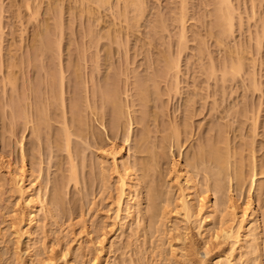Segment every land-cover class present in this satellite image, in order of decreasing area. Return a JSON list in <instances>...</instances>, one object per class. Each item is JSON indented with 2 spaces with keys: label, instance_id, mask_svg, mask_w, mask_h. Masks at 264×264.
Returning a JSON list of instances; mask_svg holds the SVG:
<instances>
[{
  "label": "rangeland",
  "instance_id": "374dc122",
  "mask_svg": "<svg viewBox=\"0 0 264 264\" xmlns=\"http://www.w3.org/2000/svg\"><path fill=\"white\" fill-rule=\"evenodd\" d=\"M102 1L0 0V264H40L51 249L55 258L68 253V264H192L188 254L205 255L196 233L205 214L196 207V218L187 224L183 212L176 213L178 194L171 172L175 162L195 161L204 150L199 170L193 168L201 186L196 192L203 196L212 190L207 195L217 197L221 206L241 205L251 196L260 205L264 235V0H227L230 8L221 0H139V9L130 0ZM220 10L233 20L224 21ZM232 61L243 66L234 65L239 72L234 77ZM225 67L231 69L224 71L227 75ZM113 100L118 101L115 106ZM112 143L131 144L124 146L131 147L129 153L140 165H147L143 172L149 233L140 228L142 221H130L133 201L128 196L119 218L115 216L118 175L107 157ZM213 147L224 155L225 181L219 182L224 185L219 190L212 187ZM23 160L31 173H39L54 212L39 211L35 234L31 240L22 237L19 247L11 224L18 227L24 199L6 166L12 162L20 167ZM73 167L78 184L70 178ZM254 172L258 181L251 190ZM162 196L171 203L166 205L167 216L162 215L167 201ZM225 216L228 224L235 222L233 227L241 219H234L233 213ZM175 232L177 238L186 233V244L176 240ZM101 236L107 243L102 255ZM263 243L261 253L248 248V259L235 254L230 264H264ZM229 247L223 246L222 253L227 255Z\"/></svg>",
  "mask_w": 264,
  "mask_h": 264
},
{
  "label": "bare ground",
  "instance_id": "6f19581e",
  "mask_svg": "<svg viewBox=\"0 0 264 264\" xmlns=\"http://www.w3.org/2000/svg\"><path fill=\"white\" fill-rule=\"evenodd\" d=\"M102 1V0H101ZM104 1V0H103ZM102 1V2H103ZM106 1V0H105ZM104 1V2H105ZM136 1H138L137 3L138 4H135V0H130V2L132 3V6H133V3H134V8L136 7L135 5H137L138 7H139V4L142 2V0H136ZM222 2H220L222 5H223V2L225 3L224 5L226 6L227 5V3L229 4V1H227V0H221ZM108 4H109V1H106ZM105 2V5L107 4ZM127 2V1H126ZM128 2H129V0H128ZM127 2V3H128ZM218 2H219V0H218ZM98 3V2H97ZM126 3V4H127ZM104 4V3H103ZM142 4V3H141ZM129 5V4H128ZM127 5V6H128ZM100 6H102L101 4H100ZM129 6H131V4L129 5ZM142 6V5H141ZM138 7H136L137 9H139ZM221 7H223V6H221ZM220 7V8H221ZM227 7H229L228 5H227ZM141 8V7H140ZM226 8V7H225ZM224 8V9H225ZM230 8V7H229ZM128 9V8H127ZM130 9V8H129ZM223 9V10H224ZM223 10H222V12H221V10H220V15L222 14L223 16H224V21L226 20V22H228L229 23V21H232L233 20V18H232V20H227L225 17H229V15H230V17L232 16L231 15V13L230 12H228V11H225L224 10V13H226L227 14V16H226V14H224L223 13ZM140 11H138V13H139ZM128 13V12H127ZM143 13V12H142ZM229 13V14H228ZM140 15V14H139ZM219 15V14H218ZM222 15H221V17H222ZM216 16H217V14H216ZM219 17V16H218ZM223 18V17H222ZM222 18H220L221 20H222ZM223 22V21H222ZM225 22V23H226ZM59 23V22H58ZM219 23H220V21H219ZM224 23V22H223ZM217 25V24H216ZM220 25V24H219ZM230 25H232V23H230V24H228V28L230 27ZM224 26H226V24H223V29L225 28ZM232 27V26H231ZM228 28H226V30H228ZM264 28V27H263ZM263 28H262V30H263ZM230 29L231 28H229V32H230ZM225 30V29H224ZM260 34H262V33H260ZM259 34V35H260ZM264 34V33H263ZM222 36V35H221ZM257 38H259V37H257ZM264 39V38H263ZM258 43H260V42H258ZM42 50V49H41ZM239 56V55H238ZM243 58V57H242ZM241 59V58H240ZM244 59V58H243ZM243 59H241V61L243 60ZM231 60H233V59H231ZM237 60V59H236ZM239 60V59H238ZM240 61V60H239ZM238 61H236L235 63H237ZM230 63H232V64H230L231 65V69H234L235 70V67H234V65H238V63L237 64H235L234 63V61H232V62H230ZM14 65H15V63H14ZM229 65V66H230ZM169 67H170V64L168 65ZM228 65H226V67H227ZM16 67V66H15ZM226 67L224 68V70H223V72L224 71H226ZM234 67V68H233ZM238 67V69H243L242 67V64H241V66H240V64L237 66ZM236 67V68H237ZM228 69H229V67H227ZM212 69H213V67H212ZM228 69H227V71H228ZM230 69V70H231ZM237 69V70H238ZM228 71V72H231V71ZM232 71V75L231 74H229V75H231V76H233L234 77V75L235 74H239V72L237 73L236 72V70L235 71ZM226 71V73L228 74V72ZM211 72H212V70H211ZM236 72V73H235ZM225 73V72H224ZM224 74V75H227V74ZM233 73H235V74H233ZM224 78H225V76H224ZM14 80H15V78H14ZM224 80V79H223ZM11 81V78L9 79V82ZM16 82H17V78H16V80H15ZM15 83H13V85H14ZM16 85V84H15ZM11 87H15V86H11ZM157 88V87H156ZM117 92V91H116ZM111 93V92H110ZM140 94H143V92L142 93H140ZM111 95V94H110ZM109 95V96H110ZM144 95H145V93H144ZM105 96H106V94H105ZM109 96H107L108 98H109ZM116 96V95H115ZM143 97V96H142ZM110 98H112V96L110 97ZM109 98V99H110ZM146 98H148V97H146ZM145 98V99H146ZM140 99V98H139ZM107 100V99H106ZM117 100V99H116ZM109 102H111V99L110 100H108ZM114 101V100H113ZM113 103V102H112ZM115 103H118V101H114V104H113V106H115ZM110 104V103H109ZM120 109H121V107H119ZM38 109H39V107H38ZM119 112H120V110H119ZM122 112H123V110H122ZM39 113V112H38ZM43 113H44V110H43ZM40 114H41V112H40ZM39 114V115H40ZM123 114V113H122ZM121 114V115H122ZM44 115V114H43ZM81 116V115H80ZM118 116L120 117V115L118 114ZM117 116V119H120L119 117ZM123 116V115H122ZM17 117V116H16ZM44 117H45V115H44ZM43 117V118H44ZM47 117V116H46ZM42 118V117H41ZM123 119V118H122ZM44 120H45V118H44ZM78 120H79V118H78ZM121 121V120H120ZM47 122V121H46ZM143 123H144V121H142ZM43 124V123H42ZM46 124V123H45ZM47 125H48V123H47ZM172 128V127H171ZM175 128V127H174ZM178 129V128H177ZM130 131V130H129ZM173 131H175V130H173V128H172V132ZM66 132H67V130H66ZM176 134H177V136L178 135H180L179 134V132L177 131L176 132ZM70 135V134H69ZM171 135H172V133H171ZM68 136V135H67ZM128 137H131V136H128ZM127 137V138H128ZM67 138V137H66ZM138 138V137H137ZM175 138H176V136H175ZM68 140V139H67ZM70 140V139H69ZM127 140V139H126ZM127 142H128V140H127ZM131 142V141H130ZM129 142V143H130ZM66 143H68V144H66L68 147L70 146L69 145V142L67 141ZM128 143V144H129ZM145 143H146V141H145ZM177 143V142H176ZM125 144H127V143H125ZM124 144V145H125ZM127 144V145H128ZM134 144V143H133ZM151 144V143H150ZM115 146V144L113 145V143H112V146H110V148H109V152L107 153L108 155H107V157L109 156L110 157V159H111V161H112V166H113V168H114V172H116L114 175H118L117 177H118V181H116V182H118V184L116 183V185L117 186H119V193L117 194L118 196H116V201H114L116 204H115V206L117 207V215H115V216H120V213H121V211H122V207H123V204H124V199H125V197L126 196H128L129 198H130V200H132L133 201V203L131 204V209L132 210H130L131 211V213H128V214H130L129 215V217H131V219H130V221H133V220H135V219H137V220H140V222L142 221V223L140 224V228L143 230V231H146V232H148L149 233V230H148V225H147V222H145V218L147 217V216H145L146 214V208H145V205H146V202H147V197L145 198V195L146 194H144L145 193V187H144V182H145V173L143 172V170L144 169H146V164L144 165V167L142 166V165H140V163L137 161V159L135 158V157H133L130 153H131V151H129L130 149H131V147L129 148V150H128V146ZM131 144H129V146H130ZM146 145V144H145ZM66 146V148L67 149H69L68 147ZM134 146V145H133ZM174 146V145H173ZM175 146H177V145H175ZM180 146V145H179ZM217 146H219V145H217ZM167 147V146H166ZM170 147V146H169ZM172 147V146H171ZM202 147H204V146H202ZM153 149H154V147H152ZM178 148V147H177ZM205 148V147H204ZM215 148V149H214ZM202 149V148H201ZM201 149H200V151H201ZM213 154H214V157L216 158V165L214 166V167H216V168H214L216 171H215V173L214 172H212L213 174H215L216 175V177L215 176H213L214 178H216V181H214L216 184H215V187L214 186H212L213 187V189L214 190H216V188L219 190L220 188L222 189V186H224V185H222L221 183H219V182H223L224 183V181L223 180H221V179H225V178H223L224 176H222V175H224V171H225V168H224V158H223V156L224 155H222V156H220V154L221 153H219V151L220 150H218L219 149V147H217V149H216V147H213ZM148 150H149V148H148ZM150 151V150H149ZM172 151V150H171ZM106 152V151H105ZM104 152V153H105ZM130 152V153H129ZM132 152H134V151H132ZM154 152H155V149H154ZM153 152V153H154ZM204 152H205V150H204ZM203 151L201 152V154L199 155V157H201L200 159H199V157L195 160V161H192V162H190V161H188L186 158L184 159V160H181L180 158V160L178 161V162H175L174 163V166H173V169H172V171L173 172H171V174L173 175V179L172 180H174V182H175V184L174 183H171L170 185H172V184H174V186H176V191H177V200H178V203H176L177 204V206H176V210H177V208H178V210H177V212L176 213H178V215H179V213H180V211H182L183 213V215H184V217H183V215H182V218H184V219H187V220H184L185 222L184 223H186V221L188 222L187 224H189V221H190V218L193 216V214L195 215V213H194V211H195V209H197L196 207H198V213L200 214V212L201 211H204V217H203V219H201L202 221H201V223L199 222V226H198V231H196V233L198 232L199 233V235L201 236V240L203 241L202 243H203V245H204V250H205V255L203 256V257H201V256H199V257H196L197 256V254H196V256H194V254H192V253H194V252H192V253H190L191 254V256L188 254V256H189V258L191 257L192 258V260H191V258H190V260L193 262H191L192 264H222V263H225V264H230L232 261H233V259H235V254L237 255V257L239 256V257H243L244 255H246V253L248 252V248L249 249H251V250H255V249H257V251L259 250L258 248H260V246H261V244H262V241L264 242V235H263V232H262V225H261V221H260V214H259V207H260V205L258 206L257 204H259V203H255V201L252 199V197L251 196H249L248 198H246V200L244 201V202H242V204L240 205V204H234L233 202H228V203H226V204H223L222 203V206L224 207L225 205H228V206H225L226 208L225 209H223V210H221V208H220V204H218V199H216V198H212L210 195H207V193L206 192H208V194H209V192H211V191H206L205 193H204V195H207V196H204L203 195V193H202V195L203 196H201L200 194L201 193H199V191H198V193L196 192V190L198 189L197 188V186H199L198 184H199V182L198 181H200V180H197L198 178H197V176H195L196 174H194L193 172H194V165H195V167L197 168V163H198V161H201L202 159H203V155L205 154ZM210 152V151H209ZM162 153V152H161ZM160 153V154H161ZM211 153V152H210ZM135 154V153H134ZM163 154V153H162ZM172 154V153H171ZM184 154V153H183ZM208 154V153H207ZM153 155V154H152ZM151 155V156H152ZM155 155V154H154ZM226 155V154H225ZM106 156V155H105ZM150 156V155H149ZM160 156V155H159ZM165 156V155H164ZM172 156V155H171ZM142 157V156H141ZM161 157V156H160ZM181 157V156H180ZM209 157V156H208ZM220 157H221V159H220ZM226 157H228V155L226 156ZM165 158V157H164ZM167 158V157H166ZM211 158V157H210ZM223 158V159H222ZM108 159V158H107ZM154 160H155V158H153ZM159 159V158H158ZM161 159H163V158H161ZM173 159V158H172ZM225 159H227L228 160V158H225ZM255 159V158H254ZM25 160V159H24ZM23 160V162L21 163V166L20 167H17V166H13L11 163L12 162H8L9 164H7L8 166H6L7 167V171H9L8 173H9V175H11V177H9V178H11L10 180L12 181V183H13V185L14 186H17V187H14L15 189L16 188H18V190H19V194H20V196H21V198H22V200L24 199V201H22L23 203H24V206H22L21 205V203H19L21 206L20 207H22V208H20V211H19V216H20V218H19V222H18V227H17V225L15 224V222H13L15 225H16V227H15V225L12 223L11 224V229H13V234L14 235H16V236H18V238L17 237H15L14 235V237H15V239L17 238V245H19V247H20V244L23 242V239H22V237H26L28 240H31V238H32V236L35 234V231H34V229H36L35 228V226H36V223L38 222V214L40 213L39 211H43L44 213L45 212H48L49 214H53V212H54V209H53V204H52V202H51V200L49 201L47 198V194L44 192V188H43V185L41 184V183H39L38 182V178L40 177V176H38L39 175V173H38V175H34V173H31L30 172V170H28V168H26V164H25V161ZM147 160V159H146ZM153 160V161H154ZM174 160V159H173ZM212 160V159H211ZM157 161V160H156ZM156 161H155V163H156ZM159 161V160H158ZM203 161H205V157H204V160ZM207 161V160H206ZM98 162V161H97ZM104 162H106V161H104ZM173 162V161H172ZM212 162V161H211ZM227 162L228 161H226L225 162V164H227ZM254 162H256V161H254ZM4 163V162H3ZM3 163H2V165H3ZM7 163V162H6ZM101 163V162H100ZM158 163V162H157ZM205 163V162H204ZM210 163V162H209ZM106 164H108V163H106ZM208 164V163H207ZM215 164V163H214ZM103 166H104V164H102ZM109 165V164H108ZM110 165V166H111ZM157 165V164H156ZM199 165H201V163L200 164H198V166ZM205 165V164H204ZM256 165V164H255ZM13 166V167H12ZM151 166V165H150ZM1 167V166H0ZM11 167V168H10ZM75 167V166H74ZM74 167L72 168V175L73 176H71L70 175V178H73L72 180H73V182L76 184H78V182L75 180V169H74ZM102 167V166H101ZM153 167V166H152ZM171 167H172V165H171ZM254 167V166H253ZM237 168V167H236ZM2 170H3V168H1ZM109 169V168H108ZM149 169V168H148ZM147 169V170H148ZM198 169V168H197ZM197 169H195V170H197ZM1 170V171H2ZM4 170H5V167H4ZM155 170V169H154ZM199 170V169H198ZM197 170V171H198ZM6 171V170H5ZM6 171V172H7ZM75 173H74V172ZM153 171V170H152ZM256 171H257V169H256ZM255 171V172H256ZM103 172H104V170H103ZM113 171H112V173H114ZM147 172H149V171H147ZM151 172V171H150ZM254 172V175H253V179L250 177V179H252V182H251V190H252V186H254L255 184H256V182L258 181H256L255 179L257 178L256 176H257V173H255ZM36 173V172H35ZM105 173V172H104ZM108 173V172H107ZM111 173V172H110ZM152 174H153V172H151ZM197 173H199V172H197ZM211 173V174H212ZM236 173V172H235ZM240 173V172H239ZM4 174V173H3ZM75 174V175H74ZM148 174V173H147ZM227 174V173H226ZM256 174V175H255ZM105 175V174H104ZM154 175V174H153ZM199 175V174H198ZM236 175V174H235ZM5 176V175H4ZM103 176V175H102ZM221 176H222V178H221ZM239 176V175H238ZM42 177V176H41ZM256 177V178H255ZM6 178V177H5ZM105 178V177H104ZM110 178V177H109ZM213 178V179H214ZM4 179V178H3ZM40 179V178H39ZM42 179V178H41ZM102 180H103V178H101ZM108 179V178H107ZM150 179V178H149ZM76 182H75V181ZM101 180V181H102ZM109 180V179H108ZM40 181V180H39ZM71 181V180H70ZM5 182V181H4ZM6 182H7V180H6ZM6 182H5V184H6ZM42 182V181H41ZM211 182V181H210ZM8 183V182H7ZM11 183V184H12ZM103 183V182H102ZM170 183V182H169ZM203 183V182H202ZM9 184V183H8ZM44 184V183H43ZM104 184V183H103ZM205 184V183H204ZM207 184H208V182H207ZM221 184V185H220ZM2 185V184H1ZM10 185V184H9ZM107 185V184H106ZM106 185H105V187H106ZM201 185V184H200ZM12 185H10V187H11ZM221 186V187H220ZM154 186H152V188H153ZM170 187V186H169ZM172 187V186H171ZM199 187H201V186H199ZM206 187V186H205ZM204 187V188H205ZM208 187H211V186H208ZM14 188H12V189H14ZM118 188V187H117ZM155 188V187H154ZM203 188V189H204ZM255 188V187H254ZM259 188V187H258ZM11 189V190H12ZM173 189H175L174 187H173ZM202 189V190H203ZM212 189V188H211ZM157 190V189H156ZM170 189H168V191H169ZM195 190V191H194ZM206 190V189H205ZM210 190V189H209ZM260 190V189H259ZM13 191V190H12ZM115 191H117V189L115 190ZM117 191V192H118ZM154 191V190H153ZM194 191V192H193ZM250 191V190H249ZM16 192V191H15ZM170 192V191H169ZM172 192H174V191H172ZM201 192V191H200ZM251 192V191H250ZM156 193H159V191L158 192H156ZM166 193H168V192H166ZM166 193H165V195H166ZM197 193V197H199V199L195 196V194ZM216 193H217V191H216ZM160 194V193H159ZM170 194V193H169ZM213 194H215V193H213ZM168 195V194H167ZM195 196L194 198H196V199H198L197 200V203H198V206H196L197 205V203L195 202L196 201V199L194 200V202L196 203V204H194L193 203V199H192V196ZM157 196V195H156ZM47 197V198H46ZM118 197V198H117ZM150 197V196H149ZM159 197V196H158ZM166 196H162V198L163 199H167V201H166V204H165V207H166V209H164V211L165 212H163V216H164V213H165V215L167 214V210H168V208H167V204H169L168 203V201H170L169 200V198H165ZM128 198V199H129ZM161 198V197H160ZM172 198V197H171ZM231 198V197H230ZM229 198V199H230ZM154 198H152V199H150V203L152 202L153 203V201H151V200H153ZM175 199H176V197H175ZM239 199V198H238ZM158 200H160V199H158ZM162 200V199H161ZM160 200V201H161ZM219 200H220V198H219ZM233 201V199L231 198L229 201ZM237 200V199H236ZM175 201V200H174ZM173 201V199H172V202H174ZM176 202V201H175ZM174 202V203H175ZM235 202H238V200L237 201H235ZM260 202H262L261 200H260ZM22 203V204H23ZM151 203V205L152 206H154V204H152ZM159 203V202H158ZM233 203V204H232ZM130 205V204H129ZM169 205H171V203L169 204ZM173 205V204H172ZM54 206H56V205H54ZM125 206V205H124ZM128 206V205H127ZM151 206V207H152ZM221 206V207H222ZM165 207H163V208H165ZM170 207V206H169ZM56 208V207H55ZM126 209H127V207H125ZM148 208V207H147ZM125 209V210H126ZM130 209V208H129ZM148 209H150V208H148ZM162 209V208H161ZM160 209V210H161ZM57 210H59V209H57ZM175 210V211H176ZM17 212H18V209L16 210ZM15 211V212H16ZM56 211V210H55ZM116 211V210H115ZM146 211V212H145ZM163 211V210H162ZM161 211V212H162ZM179 211V212H178ZM197 211V210H196ZM42 212V213H43ZM124 212V211H123ZM168 212H170V211H168ZM13 213V212H12ZM43 213V214H44ZM127 213V212H126ZM148 213V212H147ZM175 213V214H176ZM197 212H196V215L198 214ZM202 213V212H201ZM232 213L234 214V216H235V218L234 219H236V216H238V217H240L241 219L239 220V222H238V225L237 226H234V227H236V229L232 226V225H234L235 224V222H232V224L229 222V224H228V219H226V216L225 215H227V217L228 216H230V218H231V216H232ZM49 214L47 215V216H49ZM56 214V213H55ZM60 214V213H59ZM181 214V213H180ZM225 214V215H224ZM46 215V214H45ZM126 215V214H125ZM195 215V216H196ZM114 216V217H115ZM149 216V215H148ZM158 216H160V215H158ZM167 216V215H166ZM169 216V215H168ZM181 216V215H180ZM201 216V215H200ZM199 216V217H200ZM16 217V216H15ZM54 217V216H53ZM117 217H116V219H117ZM233 217V216H232ZM238 217H237V219H238ZM40 218V217H39ZM50 218H52V217H50ZM56 218V217H55ZM59 218V217H58ZM119 218V217H118ZM125 218H126V216H125ZM124 218V219H125ZM127 218H128V216H127ZM155 218V217H154ZM157 218H159V217H157ZM163 218V217H162ZM181 218V219H182ZM196 217H194L193 216V219H195ZM149 219V218H148ZM167 219V218H166ZM192 219V218H191ZM199 219V218H198ZM236 219V220H237ZM17 220V219H16ZM45 220H47V217H46V219ZM126 220V219H125ZM179 220V219H178ZM232 220H233V218H232ZM263 220V219H262ZM155 221H156V219H155ZM163 221V220H162ZM182 221V220H181ZM180 221V222H181ZM200 221V220H199ZM234 221V220H233ZM129 222V221H128ZM151 222V221H150ZM158 222V221H157ZM159 222H160V224H161V217H160V219H159ZM158 222V223H159ZM176 222V221H175ZM179 222V221H178ZM264 222V221H263ZM17 223V222H16ZM133 223V222H132ZM134 223H136V222H134ZM154 223V222H153ZM157 223V224H158ZM195 223V222H194ZM86 224V223H85ZM85 224H83V226L85 225ZM130 224V223H129ZM138 224V223H137ZM175 223H173L172 225L174 226V227H176V225H174ZM231 224V225H230ZM123 226L125 225V223L124 224H122ZM121 225V227H120V229H118L119 231H122L121 229L123 228V226ZM139 225V224H138ZM154 225H156L155 223L153 224V226ZM178 225V224H177ZM180 225V224H179ZM178 225V226H179ZM186 225V224H185ZM82 226V229L84 228L85 229V226L83 227ZM87 226V225H86ZM129 226V225H128ZM197 226V225H196ZM264 226V225H263ZM152 227V226H151ZM187 227V226H186ZM125 228V227H124ZM138 228H139V226H138ZM153 228V227H152ZM173 228V227H172ZM82 229H81V231H82ZM115 229V228H114ZM126 229V228H125ZM179 229V228H178ZM178 229H177V231H178ZM182 229V228H181ZM185 229H187V228H185ZM139 230V229H138ZM175 230H176V228H175ZM174 230V231H175ZM184 230V229H183ZM188 230V229H187ZM186 230V231H187ZM190 230V229H189ZM189 230H188V232H189ZM114 231V230H113ZM139 231H141V230H139ZM138 231V232H139ZM180 231H182V230H180ZM179 231V232H180ZM178 232V233H179ZM185 232V231H184ZM182 233V234H179V235H181V236H178V238L176 237L177 236V234H176V232H175V237H176V240H179V241H181V242H183V243H185L186 244V242H184L187 238H188V236L186 235V233ZM83 233H84V230H83ZM82 233V234H83ZM119 232H117V234H118ZM142 233V232H141ZM206 233V234H205ZM208 233V234H207ZM86 234V233H85ZM102 234V233H101ZM119 234H122V232L121 233H119ZM143 234V233H142ZM189 234V233H188ZM77 235V234H76ZM146 235V234H145ZM119 236V235H118ZM117 236V237H118ZM123 236V235H122ZM122 236H120V237H122ZM148 236V235H147ZM79 237H80V234H79ZM102 237V236H101ZM108 237V236H107ZM116 237V236H115ZM251 237V238H250ZM75 238V237H74ZM99 238V237H98ZM106 238V237H105ZM78 239V238H77ZM103 237H102V239H100L99 241V243H98V246L100 245V247H98V249H99V251H100V253L101 252H103V251H105L106 250V245H107V243H105L104 241H103ZM12 240V239H11ZM82 240V239H81ZM98 240V239H97ZM105 240V239H104ZM110 240V239H109ZM113 240V239H112ZM111 240V241H112ZM118 240V239H117ZM189 240V239H188ZM75 241V240H74ZM29 242V241H28ZM36 242V241H35ZM92 242V241H91ZM90 242V243H91ZM98 242V241H97ZM171 242H173V241H171ZM170 242V245H172V243ZM188 242V241H187ZM59 243V242H58ZM80 243V242H79ZM16 244V243H15ZM37 244V243H36ZM81 244V243H80ZM92 244V243H91ZM95 244V243H94ZM182 244V243H181ZM185 244H182V245H185ZM191 244V243H190ZM190 244H189V246H190ZM264 244V243H263ZM16 245V247L15 248H17L18 246ZM22 245V244H21ZM33 245H35L34 243H33ZM96 245V244H95ZM226 245H228V246H230L229 247V253H227V255H225V253L223 254L222 253V250L221 249H223L222 247L223 246H226ZM23 246V245H22ZM48 246V245H47ZM89 246V245H88ZM90 246H93V245H90ZM114 246V245H113ZM173 246V245H172ZM172 246H171V248H172ZM186 246V245H185ZM185 246H183V247H185ZM188 246V247H189ZM192 246H193V243H192ZM30 247H31V245H30ZM44 247H45V245H44ZM109 247H112L111 245L109 246ZM159 247V246H158ZM182 246H180V249H183V248H181ZM191 247V246H190ZM190 247L188 248V249H190ZM38 248V247H37ZM47 248V247H46ZM53 248V247H52ZM56 248V247H55ZM94 248V247H93ZM193 248V247H192ZM191 248V249H192ZM21 249H22V247H21ZM27 249V248H26ZM35 249H36V246H35ZM34 249V250H35ZM43 249V248H42ZM54 249V248H53ZM82 249V248H81ZM173 249V248H172ZM216 249V250H215ZM17 250V249H16ZM23 250V249H22ZM21 250V251H22ZM27 250H29V249H27ZM31 250V249H30ZM37 250V249H36ZM49 250V249H48ZM185 250H186V248H185ZM215 250V252L213 253L212 251H214ZM225 250V249H224ZM244 250H247V252L245 253L244 252ZM251 250H249V251H251ZM262 250V247L260 248V251ZM33 251V250H32ZM44 251V250H43ZM47 250H45V252H46ZM63 251V250H62ZM174 252H175V249L173 250ZM192 251V250H191ZM196 251V250H195ZM260 251H258V252H260ZM264 251V250H263ZM26 252V251H25ZM24 252V253H25ZM34 252V251H33ZM35 252H37V251H35ZM50 253H52L53 252V250L51 249V251H49ZM64 252V251H63ZM67 252H69V248H68V250H67ZM98 252V251H97ZM173 252V253H174ZM183 252V251H182ZM256 252V251H255ZM262 252V251H261ZM260 252V253H261ZM32 253V252H31ZM40 253V252H39ZM41 253H42V251H41ZM49 253V255L48 254H46V255H48V257L47 258H43V259H41V260H39L40 262V264H59L60 263V261L62 262L61 264H68V261L66 260L67 258V256H69L68 255V253H61L60 252V256H58V258H55L56 257V254H55V257L53 256V254H50ZM100 253H98V255L100 254ZM187 253V252H186ZM198 253V252H197ZM213 253V254H212ZM252 253H254V252H252ZM23 254V253H22ZM27 254V253H26ZM29 254V253H28ZM33 254H35V253H33ZM78 254V253H77ZM103 253H101V255H102ZM199 254V253H198ZM242 254H243V256H242ZM248 254V253H247ZM250 254V253H249ZM256 254H257V252H256ZM24 255V254H23ZM43 255V254H42ZM50 255H52V257H50ZM173 255V254H172ZM27 256V255H26ZM35 256V255H34ZM36 256H37V253H36ZM41 256V255H40ZM40 256H38V257H40ZM186 256V255H185ZM247 256V259H248V255H246ZM261 256V255H260ZM37 257V258H38ZM44 257V256H43ZM176 257V256H175ZM174 256H173V259L175 258ZM187 257V256H186ZM23 258H25V257H23ZM37 258H35L36 260H37ZM97 258V257H96ZM177 258V257H176ZM250 258V257H249ZM257 258V257H256ZM262 258V257H261ZM260 258V259H261ZM22 259V258H21ZM30 259V258H29ZM69 259V258H68ZM173 259H171L170 258V262H172L173 261ZM237 259V258H236ZM259 259V260H260ZM18 261H19V259H17ZM25 260V259H24ZM94 260V259H93ZM97 260H99V258H97L96 259V261ZM177 261H178V258L176 259ZM237 260H239V259H237ZM249 260H252V259H249ZM254 260V259H253ZM255 260H257V259H255ZM23 261V260H22ZM22 261H21V263H22ZM26 261V260H25ZM24 261V262H25ZM248 261V260H247ZM262 261V260H261ZM168 262V261H167ZM174 262V261H173ZM234 262V261H233ZM254 262V261H253ZM256 262H258V261H256ZM260 262V261H259ZM37 263H38V260H37ZM70 263V262H69ZM101 262H99V264H100ZM176 263V262H175ZM179 263V262H178ZM235 263V262H234ZM252 263V262H251ZM260 263H262V262H260ZM171 264V263H170ZM177 264V263H176ZM253 264V263H252ZM255 264V263H254ZM258 264V263H257Z\"/></svg>",
  "mask_w": 264,
  "mask_h": 264
}]
</instances>
